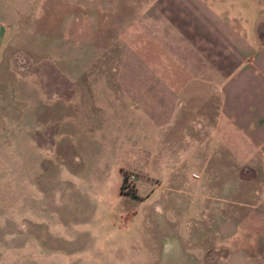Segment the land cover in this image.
<instances>
[{"label": "crops", "instance_id": "obj_1", "mask_svg": "<svg viewBox=\"0 0 264 264\" xmlns=\"http://www.w3.org/2000/svg\"><path fill=\"white\" fill-rule=\"evenodd\" d=\"M140 8L139 24L154 27L148 31L157 38L160 56L168 53L181 64L142 66L159 80L143 84L148 97L142 100H125L119 92L112 98L88 93L84 105L91 109L99 140L91 141L96 161L85 177L92 178L94 167L93 193L106 209L115 205L109 217L99 219L110 231L104 235L110 240L117 231L120 239L133 238L130 248L153 255L146 264H201L200 252L209 257L219 241L260 233L254 257L246 245L237 253L242 264H264V0H144ZM132 15L127 25L135 24L134 9ZM3 26L0 21V53L7 35ZM93 68L70 73L79 78L119 70ZM84 83L45 81L37 102L80 106L78 89L86 88ZM91 83L89 90L121 87ZM69 89L73 92L64 96ZM138 120L144 143L132 162L127 129ZM130 170L138 179L134 194L126 195L122 185Z\"/></svg>", "mask_w": 264, "mask_h": 264}, {"label": "rangeland", "instance_id": "obj_2", "mask_svg": "<svg viewBox=\"0 0 264 264\" xmlns=\"http://www.w3.org/2000/svg\"><path fill=\"white\" fill-rule=\"evenodd\" d=\"M143 2L0 0V21L7 34L0 53V264H146L154 258L142 248H130L133 238L120 239L117 231L107 239L104 234L110 231L101 227L99 219L109 217L115 205L106 209L93 193L98 181L94 167L92 178L85 177L96 161L91 141L99 140L91 109L84 105L91 98L88 93L103 92L112 98L119 92L125 100H142L148 97L143 84L159 82L142 66L181 64L168 53L166 58L160 56L157 38L148 31L154 27L139 24ZM133 9L136 22L130 26ZM99 65L119 70L79 78L70 73ZM132 65L134 70H126ZM45 81L85 82L86 88L78 89L82 105L64 107L53 99L37 102ZM90 82L121 87L89 90ZM55 92L69 96L73 90ZM142 124L132 121L127 129V155L132 162L144 143ZM254 172L248 170L247 175ZM125 173L138 179L133 170ZM124 183L125 177L122 193L133 195L135 191L125 192ZM261 236L240 233L231 242L219 241L217 247H225L209 251L207 258L200 252L201 264H242L237 248L246 245L254 257L255 241Z\"/></svg>", "mask_w": 264, "mask_h": 264}, {"label": "built area", "instance_id": "obj_3", "mask_svg": "<svg viewBox=\"0 0 264 264\" xmlns=\"http://www.w3.org/2000/svg\"><path fill=\"white\" fill-rule=\"evenodd\" d=\"M136 177L135 175H128L125 183H124V190L125 192L127 193H133L135 191V188H136Z\"/></svg>", "mask_w": 264, "mask_h": 264}, {"label": "trees", "instance_id": "obj_4", "mask_svg": "<svg viewBox=\"0 0 264 264\" xmlns=\"http://www.w3.org/2000/svg\"><path fill=\"white\" fill-rule=\"evenodd\" d=\"M127 177H128V173H125V181H126Z\"/></svg>", "mask_w": 264, "mask_h": 264}]
</instances>
